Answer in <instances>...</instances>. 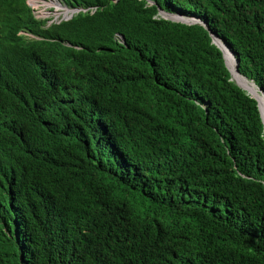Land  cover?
Instances as JSON below:
<instances>
[{"label": "trees", "instance_id": "16d2710c", "mask_svg": "<svg viewBox=\"0 0 264 264\" xmlns=\"http://www.w3.org/2000/svg\"><path fill=\"white\" fill-rule=\"evenodd\" d=\"M61 1L96 9L0 0V264H264L261 112L210 36L264 96V0Z\"/></svg>", "mask_w": 264, "mask_h": 264}, {"label": "clouds", "instance_id": "9594fccd", "mask_svg": "<svg viewBox=\"0 0 264 264\" xmlns=\"http://www.w3.org/2000/svg\"><path fill=\"white\" fill-rule=\"evenodd\" d=\"M116 1L117 0H113L114 3ZM13 2L20 3L21 8H25L26 10H28L31 19L32 20H35L36 22H39V26H40L41 29H47L50 26L57 25V24H59L61 22H65V21L69 20L72 16H74V15H76L78 13H88V14H91L96 9L95 6H80V5L70 6V5H67L66 3H64L61 0H11V3H13ZM21 2H22V4H21ZM145 2H147L149 4H152V2H150L148 0H145ZM156 15L158 17H161L162 19L169 20V21H173V22H179V23H183V24L198 23V24L203 25L202 22L199 19H197V18H194V17H186V16H182V15H179V14L166 13V12L160 10L159 8H157V14ZM173 15L178 16L181 19L170 17V16H173ZM15 35L22 36L24 39H30V40H43V39H45V40H49V41H55V40L47 39L48 37H43V36L40 37V36L34 35V34L28 32V31L24 30V29H18L16 31ZM210 36H211V43L214 44L220 50V52H221V56H222V59H223L224 66H225V68H226V70H227V72L229 74V80H231L236 86H238L240 89H242L231 78V75L229 73V70H228V68H227V66L225 64L223 51L221 50V48L219 46H217L215 43L212 42V34H210ZM114 39L118 43H121L122 44V37L120 35L114 34ZM60 44L63 45V46H65V47H68V48H75V47L70 46L67 42H64V41H61ZM223 46L226 48V50L232 56V58L234 60V68H235V61H236V59L233 57V55H232L231 51L228 49V47L225 44H223ZM235 71L239 75V73L237 71V61H236V69H235ZM239 76H241V75H239ZM241 77H243V76H241ZM256 89H257V87H256ZM257 91L264 98V96L261 93V91H259L258 89H257ZM244 92L246 94H248L246 91H244ZM250 97L255 100L256 106H257L256 99L254 97H252V96H250ZM257 110H258V106H257ZM258 113H259V110H258ZM259 117L261 119L260 113H259ZM262 135H263V126H262ZM263 137H264V135H263Z\"/></svg>", "mask_w": 264, "mask_h": 264}, {"label": "bare ground", "instance_id": "6f19581e", "mask_svg": "<svg viewBox=\"0 0 264 264\" xmlns=\"http://www.w3.org/2000/svg\"><path fill=\"white\" fill-rule=\"evenodd\" d=\"M174 17H177V16H175V15H173ZM212 42L213 43H215L217 46H219L220 48H221V50L223 51V55H224V60H225V64H226V66H227V68H228V70H229V73H230V75H231V68H229V63H231V65H232V68L234 69V72H235V68H234V60H233V58H232V56H231V60L230 61H228L225 57H228V51L226 50V48L223 46V44L214 36V35H212ZM233 61V62H232ZM234 77V76H233ZM246 80V79H245ZM247 81V80H246ZM239 82H241L242 84H241V86H243L245 89H247V90H249V87L251 86V84L250 83H247V82H245L244 81V79L242 78L241 79V81H239ZM237 84V83H236ZM238 85V84H237ZM242 88V87H241ZM243 89V88H242ZM244 90V89H243ZM250 96H252V97H254L256 100H257V102H258V105H259V108H260V112H261V117H262V121H263V134H264V115L262 114V110H264V98L262 97V99H263V103L260 105V103H259V101H261L262 102V99H261V95L257 92V91H253V95L250 93L249 94ZM261 106H262V109H261ZM264 112V111H263Z\"/></svg>", "mask_w": 264, "mask_h": 264}, {"label": "rangeland", "instance_id": "374dc122", "mask_svg": "<svg viewBox=\"0 0 264 264\" xmlns=\"http://www.w3.org/2000/svg\"><path fill=\"white\" fill-rule=\"evenodd\" d=\"M170 17H172V18H178V19H181V18H179L178 16L177 17H174V16H170ZM228 57H225L228 61H230L232 58H231V55L229 54V52H228ZM233 62V61H232ZM229 68H231V78L240 86V87H242L243 89H244V91H246L248 94H252L253 95V91H257V89H256V87L250 82V81H246L245 80V78H243V77H241V76H239L238 74H237V72L235 71L234 72V69L232 68V65H231V63H229ZM234 76V77H233ZM244 79V81L245 82H247V83H250L251 84V86L249 87V90H247V89H245L243 86H241V82H239V81H241V79ZM258 92V91H257ZM259 93V92H258ZM260 94V93H259ZM261 95V94H260ZM261 99H262V95H261ZM259 103H260V105L263 103V99H262V102L261 101H259ZM261 109H262V106H261ZM264 110H262V114L264 115V112H263Z\"/></svg>", "mask_w": 264, "mask_h": 264}, {"label": "water", "instance_id": "95a60500", "mask_svg": "<svg viewBox=\"0 0 264 264\" xmlns=\"http://www.w3.org/2000/svg\"><path fill=\"white\" fill-rule=\"evenodd\" d=\"M235 69H236V61H235Z\"/></svg>", "mask_w": 264, "mask_h": 264}]
</instances>
